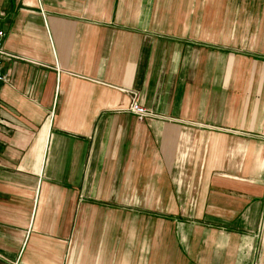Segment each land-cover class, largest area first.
Returning <instances> with one entry per match:
<instances>
[{"label": "crops", "instance_id": "0c3cea01", "mask_svg": "<svg viewBox=\"0 0 264 264\" xmlns=\"http://www.w3.org/2000/svg\"><path fill=\"white\" fill-rule=\"evenodd\" d=\"M0 27V264H264V0H0Z\"/></svg>", "mask_w": 264, "mask_h": 264}, {"label": "built area", "instance_id": "2783aa9c", "mask_svg": "<svg viewBox=\"0 0 264 264\" xmlns=\"http://www.w3.org/2000/svg\"><path fill=\"white\" fill-rule=\"evenodd\" d=\"M3 38H4V30L0 27V82L6 80V74L2 70V59L6 56H10L4 48H3ZM129 95V100L127 104V108L133 112L138 119H143L144 117H147L151 115L150 110L145 108L139 101L138 93L134 90H128L127 91ZM1 123V119H0Z\"/></svg>", "mask_w": 264, "mask_h": 264}]
</instances>
